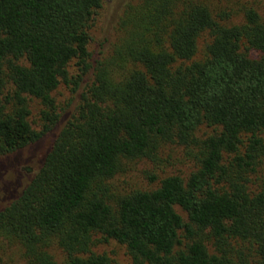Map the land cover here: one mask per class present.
<instances>
[{"label":"trees","instance_id":"16d2710c","mask_svg":"<svg viewBox=\"0 0 264 264\" xmlns=\"http://www.w3.org/2000/svg\"><path fill=\"white\" fill-rule=\"evenodd\" d=\"M103 2L0 0V158L58 126L61 84L78 95L0 209V264H113L97 251L109 242L130 264H264V0L128 4L95 57ZM162 158L191 170L146 173L145 189L116 184Z\"/></svg>","mask_w":264,"mask_h":264},{"label":"rangeland","instance_id":"374dc122","mask_svg":"<svg viewBox=\"0 0 264 264\" xmlns=\"http://www.w3.org/2000/svg\"><path fill=\"white\" fill-rule=\"evenodd\" d=\"M140 0H104L102 8L98 11L90 29L91 44L90 49L95 57L107 55L111 46L117 39L116 25L124 8L128 4H136ZM72 75L76 74L72 69ZM56 106L61 112V120L53 131L44 135L36 143L18 150L14 153L0 158V209L14 200L29 183L31 177L40 168L45 154L50 149L57 131L64 121L73 113L78 101L77 93H72L70 87L61 84L53 94ZM32 115L30 122L34 129H40L39 115L40 105L38 102L30 104ZM173 166L164 167L165 159L162 158L157 168L148 162H138L134 164L127 174L117 177L116 184L122 189H145L154 186L149 182L146 173H153L157 177H162L170 171L179 174H187L191 170L190 163H186L182 158L173 159ZM98 252H106L113 260V264H130L125 254L124 248L115 242H109L97 248ZM54 258L60 262L62 256L57 250H53ZM18 259L16 251H10L7 260Z\"/></svg>","mask_w":264,"mask_h":264}]
</instances>
